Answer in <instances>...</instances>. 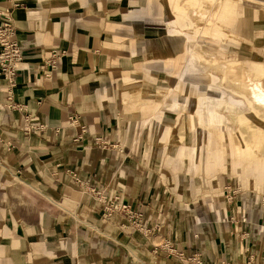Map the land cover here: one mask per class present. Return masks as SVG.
Segmentation results:
<instances>
[{
  "label": "crops",
  "instance_id": "0c3cea01",
  "mask_svg": "<svg viewBox=\"0 0 264 264\" xmlns=\"http://www.w3.org/2000/svg\"><path fill=\"white\" fill-rule=\"evenodd\" d=\"M115 1L0 0L23 48L11 95L0 75V264H194L168 249L196 252L204 264H264L258 220L235 217L215 231L211 219L199 225L195 202L160 184L123 148L119 112L97 84L110 56L105 50L114 43L102 17L116 12ZM187 2L199 4L180 0L174 21L193 16L196 7ZM221 8L225 17L234 14L236 0H224ZM164 42L166 51L170 41ZM149 107L141 113L155 110ZM73 174L107 199L129 203L143 229L125 214L104 216V204ZM233 223L241 225L236 232L228 229Z\"/></svg>",
  "mask_w": 264,
  "mask_h": 264
},
{
  "label": "rangeland",
  "instance_id": "374dc122",
  "mask_svg": "<svg viewBox=\"0 0 264 264\" xmlns=\"http://www.w3.org/2000/svg\"><path fill=\"white\" fill-rule=\"evenodd\" d=\"M221 1L187 2L193 16L176 22L180 0H116L102 17L115 39L97 84L119 112L123 148L195 202L199 225L211 219L215 231L236 217L264 230V4L236 0L225 17Z\"/></svg>",
  "mask_w": 264,
  "mask_h": 264
},
{
  "label": "built area",
  "instance_id": "2783aa9c",
  "mask_svg": "<svg viewBox=\"0 0 264 264\" xmlns=\"http://www.w3.org/2000/svg\"><path fill=\"white\" fill-rule=\"evenodd\" d=\"M0 16L3 17V20H0V75L4 79L7 93L11 95L17 84L18 64L22 61L23 48L17 42L16 28L12 22L10 12L8 10L0 12ZM55 58L56 54L53 52L47 62L53 64ZM69 120L71 123L77 122L75 117H69ZM81 131L84 132L85 128L83 127ZM96 141L97 143L100 141L102 144H106V142L100 138H96ZM73 178L78 182L80 187L88 189L90 194L96 196V198L104 204V216L110 217L115 213H122L128 216L133 225L137 228L140 227L139 229H143L141 227L140 214L132 210L129 203L123 201L119 196L109 200L102 192L89 186L86 181L79 180L74 174ZM245 220L246 219H242V221ZM164 246H166V244H164ZM166 252L169 254H176L181 260H186L194 264H204L200 255L196 252L184 254L182 252L176 253L175 250L173 252L172 249H168Z\"/></svg>",
  "mask_w": 264,
  "mask_h": 264
}]
</instances>
